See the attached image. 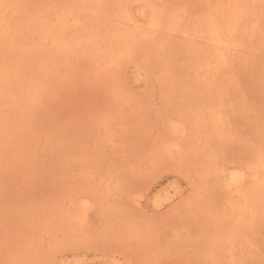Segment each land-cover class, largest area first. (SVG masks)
I'll return each mask as SVG.
<instances>
[{"label":"rangeland","instance_id":"rangeland-1","mask_svg":"<svg viewBox=\"0 0 264 264\" xmlns=\"http://www.w3.org/2000/svg\"><path fill=\"white\" fill-rule=\"evenodd\" d=\"M222 1L0 0V264H264V0Z\"/></svg>","mask_w":264,"mask_h":264},{"label":"bare ground","instance_id":"bare-ground-1","mask_svg":"<svg viewBox=\"0 0 264 264\" xmlns=\"http://www.w3.org/2000/svg\"><path fill=\"white\" fill-rule=\"evenodd\" d=\"M1 1H2V0H1ZM13 1H14V0H13ZM152 1H153V0H152ZM220 1H221V0H220ZM223 1H224V0H223ZM223 1H222V3H223ZM240 1H241V0H239V2H240ZM246 1H247V0H246ZM246 1H245V2H246ZM19 2H20V1H19ZM21 2H22V1H21ZM27 2H28V1H27ZM30 2H31V1H30ZM30 2H29V3H30ZM0 3H1V2H0ZM17 3H18V2H17ZM29 3H28V4H29ZM218 3H219V2H218ZM218 3H216V4L219 5L220 3H219V4H218ZM248 3H249V2H248ZM35 4H36V3H35ZM18 5H19V4H17V7H18ZM22 5H23L24 7H27L26 5H24V3H23ZM150 5H151V4H150ZM217 5H216V7H217ZM222 5H223V4H222ZM238 5H239V4H238ZM240 5H241V4H240ZM245 5H246V3H245ZM252 5H253V4H252ZM263 5H264V4H263ZM1 6H3V4L0 5V9L2 8ZM15 6H16V4H15ZM15 6H14V8H15ZM29 6H30V4H29ZM36 6H37V5H36ZM151 6H152V5H151ZM228 6H229V5H228ZM250 6H251V5H250ZM11 7H13V6H11ZM31 7H32V6H31ZM31 7H30V8H31ZM33 7H34V6H33ZM33 7H32V8H33ZM231 7H232V6H231ZM238 7H239V6H238ZM4 8H5V7H4ZM8 8H9V7H8ZM8 8H7V9H8ZM18 8L21 9L22 7L20 6V7H18ZM221 8H222V7H221ZM7 9H6V10H7ZM20 9H18V10H20ZM23 9L25 10L26 8H22V10H23ZM35 9H36V8H35ZM245 9H246V8H245ZM252 9H253V8H252ZM24 10H23V11H24ZM30 10H31V9H30ZM33 10H34V8H33ZM33 10H32V12H33ZM217 10H218V7H217ZM233 10H234V8H233ZM240 10H241V9H240ZM1 11H2V10H1ZM4 11H5V10H4ZM4 11H2V12L4 13ZM10 11H12V10L10 9ZM25 11H26V10H25ZM36 11H37V10H36ZM38 11H39V10H38ZM223 11H224V10H223ZM238 11H239V10H238ZM242 11H243V10H242ZM244 11H245V10H244ZM12 12H13V11H12ZM30 12H31V11H30ZM224 12H225V11H224ZM224 12H223V13H224ZM235 12H236V11H235ZM246 12H248V11H246ZM249 12H250V11H249ZM17 13H19V11H17ZM20 13H22V12H20ZM20 13H19V15H20ZM27 13H29V12L27 11ZM228 13H229V11H228ZM230 13H231V12H230ZM250 13H251V12H250ZM24 14H25V12L23 13V16H25ZM213 14H214V13H213ZM225 14H226V13H225ZM242 14H243V12H241V15H242ZM255 14H257V13H255ZM255 14H254V15H255ZM3 15H4V14H3ZM30 15H31V14H30ZM32 15H33V13H32ZM236 15H237V14H236ZM239 15H240V14H239ZM241 15H240V16H241ZM254 15H253V16H254ZM0 16H1V15H0ZM13 16H15V15H13ZM28 16H29V14H28ZM216 16H217V15H216ZM221 16L223 17V15H221ZM243 16H245V15H243ZM257 16H259V15H257ZM2 17H5V16H2ZM2 17H0V18H2ZM17 17H19V16L17 15L16 18H17ZM20 17H22V16H20ZM20 17H19V18H20ZM32 17H33V16H32ZM213 17H214V16H213ZM218 17H219V15H218ZM231 17H232V16H231ZM247 17H248V16H247ZM255 17H256V16H255ZM10 18H11V17H10ZM24 18H25V17H24ZM237 18H238V17H237ZM250 18H251V17H250ZM250 18L248 17V19H250ZM4 19L7 20L8 18H7V19L4 18ZM20 19H23V18H20ZM212 19H213V18H212ZM8 20H9V19H8ZM8 20H7V21H8ZM16 20H17V19H16ZM16 20L14 21L15 24L18 25V26H20L19 24H17ZM23 20H24V19H23ZM23 20H22V21H23ZM26 20H27V18H26ZM26 20H24V21H26ZM29 20L31 21V20H33V19H30V17H29V19H28L27 21H29ZM235 20H236V19H235ZM237 20H238V19H237ZM7 21H6V23H7ZM19 21H20V23H21V20H19ZM223 21H225V20H223ZM3 22H4V20H3ZM9 22H11V21L9 20ZM12 22H13V21H12ZM31 22H32V21H31ZM230 22H232V20H230ZM254 22H255V21H254ZM28 23L30 24V22H28ZM210 23H211V22H210ZM214 23H215V22H214ZM218 23H219V22H218ZM221 23H222V22H221ZM1 24H3V23L1 22ZM1 24H0V27H1ZM4 24H5V22H4ZM4 24L2 25V29H3V26H5ZM9 24H10V27L13 25V24H11V23H9ZM9 24H8V26H9ZM26 24H27V23H25L24 25H26ZM211 24H212V23H211ZM224 24H225V22H224ZM224 24H223V25H224ZM16 25H15V26H16ZM218 25H219V24H218ZM257 25H258V24H257ZM6 26H7V25H6ZM8 26H7V27H8ZM30 26H31V28H32V25H31V24H30ZM230 26H231V25H230ZM230 26H229V27H230ZM7 27H6V29H7ZM12 27H13V26H12ZM12 27H11V28H12ZM16 27H17V26H16ZM16 27H15V28H16ZM22 27H23V25H22ZM24 27H25V26H24ZM26 27H27V26H26ZM222 27H223V26H222ZM232 27H233V25H232ZM236 27H237V25H236ZM256 27H257V26H256ZM31 28H29V29H31ZM0 29H1V28H0ZM9 29H10V28H9ZM17 29H20V28H16V30H17ZM24 29H25V28L20 29V30H21V33H22V30H24ZM27 29H28V27H27ZM32 29H33V28H32ZM250 29L252 30V28H250ZM4 30H5V29H4ZM11 30H12V29H11ZM20 30H19V31H20ZM25 30H26V29H25ZM221 30H222V28H221ZM224 30H225V29H224ZM255 30H256V29H255ZM17 31H18V30H17ZM17 31H15V32H17ZM222 31H223V30H222ZM227 31H228V30H227ZM235 31H236V30H235ZM5 32H6V30H5ZM5 32H4V33H5ZM7 32H8V31H7ZM10 32H11V31L9 30L8 33H10ZM23 32H24V31H23ZM27 32L29 33V30H28ZM241 32H242V31H241ZM1 33H2V32H1ZM4 33H3V34H4ZM13 33H14V32H13ZM25 33H26V32H25ZM231 33H232V32H231ZM235 33H236V32H235ZM237 33H238V32H237ZM255 33H256V35H258L257 32H255ZM5 34H6V33H5ZM5 34H4V35H5ZM10 34H12V32H11ZM17 34H18V32H17ZM17 34L15 33V34H13V35H17ZM229 34H230V33H229ZM239 34H240V33H239ZM19 35H20V37H22V36H21L22 34L19 33ZM225 35H226V34H225ZM231 35H232V34H231ZM242 35H244V34H242ZM0 36H2V35H0ZM214 36H215V35H214ZM228 36H229V35H228ZM2 37H4V36H2ZM5 37H6V35H5ZM8 37H9V36H7V39H5V38H3V39H5V40H7L8 42H10L9 39H8ZM11 37L13 38V36H10V39H12ZM231 37H233V35H232ZM244 37H245V36H244ZM244 37H243V38H244ZM15 38H16V36L13 38L14 41H17V39L15 40ZM18 38H19V37H18ZM215 38H216V37H214V39H215ZM217 38H218V37H217ZM254 38H255V37H254ZM0 39L2 40V38H0ZM214 39H212V40H214ZM225 39H226V38H225ZM241 39H242V38H241ZM247 39H248V38H247ZM257 39H258V38H257ZM1 40H0V41H1ZM5 40H3V42H4ZM18 40H19V39H18ZM212 40H211V41H212ZM221 40H223V39H221ZM14 41H13V42H14ZM19 41H20V40H19ZM219 41H220V38L218 39V42H219ZM229 41H230V40H229ZM235 41H236V40H235ZM239 41H241V40H238V43H239ZM246 41H248V40H246ZM249 41H250V40H249ZM1 42H2V41H1ZM13 42H11V43H13ZM216 42H217V41H216ZM17 43H18V42H17ZM17 43H16V44H17ZM3 44H4V43H3ZM3 44H2V45H3ZM9 44H10V43H9ZM9 44H8V45H9ZM247 44H248V42H247ZM5 45H6V47H8L6 41H5ZM5 45H4V51H6V50H5ZM17 45H18V44H17ZM19 45H20V44H19ZM243 45H244V44H243ZM12 46H15V44L12 45ZM232 46H233V45H232ZM238 46H239V45H238ZM241 46H242V43H241ZM245 46H246V45H245ZM245 46H244V47H245ZM1 47H2V46H1ZM1 47H0V48H1ZM9 47H10V45H9ZM10 48H11V47H10ZM31 48H32V47H31ZM2 49H3V48H2ZM6 49H7V48H6ZM242 49H243V47H242ZM0 50H1V49H0ZM7 50H8V49H7ZM11 50H13V49H11ZM20 50H21V49H20ZM29 50H30V49H29ZM243 50H244V49H243ZM4 51H3V52H4ZM30 51L32 52V50H30ZM1 52H2V50H1ZM1 52H0V53H1ZM6 52H7V51H6ZM15 52L17 53V51L13 50V54H12L13 56H14V53H15ZM16 53H15V54H16ZM18 53H20V52L18 51ZM18 53H17V54H18ZM21 53H22V52H21ZM21 53H20L19 55H22ZM218 53H219V52H218ZM8 54H9V53H8ZM223 54H224V53H223ZM223 54H222V55H223ZM10 55H11V54H10ZM10 55H8L7 58L10 57ZM19 55H15V56H18V58H19ZM24 55H26V53H24ZM29 55H31V54L29 53ZM214 55H215V53H214ZM224 55H225V54H224ZM4 56H5V55H4ZM4 56H3V57H2V56L0 57V80L2 79V81H3V79H5L6 82L8 81V83H10V86H11V82H12V81L15 82V80L18 79V78H17V74H18V75H19V74H20V75L23 74V75H21V76H23V78H21L20 76H18V77H19L21 80L24 79V86H23V83H22L23 80H22V82L20 81V84L22 83V88L25 87V88H26L25 90H29V91H30V87L32 86V80H34V79H33L34 75H33V77H32V76H30V75L28 74V72H29L30 69L28 68V69H29V70H28V69H26V67H25V69L28 70L27 73H26L25 70H23V69H22L23 71L20 70L21 68H24V67H23L24 65H20L21 68L19 69V67H18V66H19V63H18V64H15V63H13V62H10V61H11V60H10L9 62H7L8 65H10V67H11L12 65L15 64V65L17 66V69L20 70V72H19V71H16L17 74H16V73L12 74L11 72H9L10 70H8V69H5V70H6V71H5V70L3 69V67L7 64V63L5 64V62L7 61V59H6ZM22 56H23V55H22ZM22 56H20V58H21ZM26 56H28V54H27ZM26 56H25V57H26ZM216 56H217V54H216ZM23 57H24V56H23ZM25 57H24V58H25ZM28 57H29V56H28ZM30 57H31V56H30ZM219 57H220V53H219ZM225 57H226V56H225ZM225 57H223V58H225ZM24 58H23V59L21 58V59H22L21 62L24 61ZM234 58H236L235 55H234V57H233L232 59H234ZM258 58H259V57H258ZM258 58H257V59H258ZM14 59L17 60L16 57H14ZM21 59H19L18 61H20ZM26 59H27V58H26ZM26 59H25V60H26ZM218 59H219V58H218ZM237 59H238V58H237ZM262 59H263V58H262ZM15 60H13V61H15ZM225 60H226V59H225ZM260 60H261V59H260ZM26 61H27V60H26ZM226 61H227V60H226ZM232 61H233V60H232ZM232 61H230V62H232ZM234 61H235V59H234ZM28 62H29V61H28ZM28 62H27V64H28ZM227 62H228V61H227ZM235 62L237 63L238 60L235 61ZM240 62L242 63L243 61L240 60ZM16 63H17V61H16ZM20 64H21V63H20ZM24 64H25V63H24ZM231 64H232V63H231ZM231 64H230V65H231ZM237 64H238V63H237ZM8 65H7V68H9ZM222 65H223V64H222ZM225 65H226V63H225ZM227 65H228V66H225V67H227V68L230 67L229 64H227ZM241 65H242V64H241ZM241 65H240V66H241ZM25 66H26V65H25ZM14 67H15V66H14ZM14 67H13V68H14ZM29 67H31V66L29 65ZM214 67H216V66H214ZM225 67H224V68H225ZM227 68H226V69H227ZM228 70H230V69H228ZM13 71H14V70H13ZM31 71L33 72V70H31ZM31 71H30V72H31ZM226 71H227V70H226ZM18 72H19V73H18ZM30 72H29V73H30ZM33 73H35V72H33ZM224 73H225V69H224ZM231 73H233V72L231 71ZM231 75H232V74H231ZM221 76H222V75H221ZM226 76L228 77L229 75H226ZM217 77H219V76H217ZM222 77H223V76H222ZM234 77H237V76L235 75ZM234 77H233V78H234ZM34 78H35V77H34ZM219 78H220V77H219ZM7 79H8V80H7ZM20 79H19V80H20ZM35 79H36V78H35ZM216 79H218V78H216ZM229 79H230V78H229ZM236 79H237V78H236ZM236 79H235V80H236ZM5 80H4V81H5ZM19 80H18V83H19ZM214 80H215V79H214ZM214 80H213V82H214ZM221 80H222V81L224 80V83H225V79H221ZM230 80H231V79H230ZM230 80H229L228 82H230ZM238 80L240 81L241 79H238ZM2 81H0V85H1V83L4 82V81H3V82H2ZM9 81H11V82H9ZM35 81H36V80H35ZM222 81H220V83H221ZM232 81H233V79H232ZM211 82H212V81H211ZM216 82H217V81H216ZM234 82H235V81H234ZM4 83H5V82H4ZM224 83H223V84H224ZM231 83H232V82H231ZM236 83H237V82H236ZM34 84H35V83H34ZM209 84H210V83H209ZM211 84H212V83H211ZM234 84H235V83H234ZM240 84H242V83L240 82ZM13 85H14L13 82H12V86H11V87H9V84H8V87H9L10 89H9L7 86H6L7 89L5 88V86H4V87L0 86V99H2V100H0V101H4V100L6 99V96H8V97L13 96V97H14L15 95H17L16 92L14 93V91H12V87H13V89H17V88L19 87V84L17 85L18 87L16 86V88H14L15 86H13ZM221 85H222V83H221ZM227 85H228V83H227ZM231 85H232V84H230V86H231ZM236 85H237V84H236ZM238 85H239V83H238ZM212 86H213V85H212ZM233 86H234V85H233ZM240 86H242V85H240ZM216 87H217V86H216ZM216 87H214V88H216ZM20 88H21V86H20ZM20 88H19V91L21 90L20 92L25 91L24 89H20ZM218 88H219V87H218ZM222 88H223V87H222ZM235 88H236V87H235ZM237 88H238V87H237ZM8 89H9V90H8ZM232 89H233V88H232ZM22 90H23V91H22ZM214 90H215V89H214ZM216 90H217V88H216ZM219 90H222V89H219ZM15 91H16V90H15ZM17 91H18V90H17ZM31 91L33 92V90H31ZM224 91H225V90H224ZM230 91H231V90H230V88H229V91H228V92H230ZM235 91H236V89H235ZM20 92H19L20 97H18L19 100H20L21 96L23 97L22 94H24V93L21 94ZM27 92H28V91H27ZM214 92H216V91H214ZM239 92H240V91H239ZM239 92L236 91V94H237V95H236V94H235V95H236L237 97H238V93H239ZM25 93H26V91H25ZM221 93H222V92H221ZM221 93L219 92V94H221ZM27 94H28V93H27ZM213 94H214V93H213ZM217 94H218V91H217ZM217 94H216V95H217ZM225 94H226V93H225ZM228 94H229V93H227V95H228ZM231 94L233 95V93H231ZM241 94H243V92H242ZM29 95L31 96L30 93H29ZM235 95H234V96H235ZM17 96H18V95H17ZM17 96H15L16 99H17ZM228 96H230V95H228ZM228 96H227V97H228ZM236 96H235V97H236ZM242 96H243V95H242ZM8 97H7V98H8ZM13 97H12V98H13ZM24 97H27V95L24 96ZM28 97H29V96H28ZM28 97H27V98H28ZM218 97H219V96H218ZM220 97H221V96H220ZM224 97H225V96H224ZM235 97H234V98H235ZM4 98H5V99H4ZM215 98H216V96H215ZM239 98H240V95H239ZM241 98H242V97H241ZM3 99H4V100H3ZM14 99H15V98H14ZM16 99H15V100H16ZM24 99H25V98H24ZM216 99H217V98H216ZM226 99H227V98H226ZM226 99H223V98H222V101H223V100H226ZM229 99H233V96H232V98H229ZM15 100H14V101H15ZM21 100H23V99L21 98ZM21 100H20V101H21ZM27 100H28V99H27ZM214 100H215V99H214ZM6 101H7V100H6ZM6 101H5V102H6ZM8 101H9V100H8ZM8 101H7V102H8ZM10 101H12V100L10 99ZM10 101H9V104L11 103ZM14 101H12V104L14 103ZM16 101L18 102V99H17ZM25 101H26V99H25ZM215 101H217V100H215ZM218 101H219V99H218ZM232 101H233V100H232ZM232 101H231V103H232ZM241 101H242V100H241ZM227 102H228V101H227ZM233 102H234V101H233ZM237 102H239V104H237V105L240 106V101L237 100L236 103H237ZM250 102H251V101H250ZM254 102H255V101H254ZM18 103H19V105H20V103H22V105H23L25 102L23 101V102H18ZM18 103H17V104H18ZM31 103H32V101H31ZM224 103H226V102H224ZM228 103H229V102H228ZM242 103H243V101L241 102V106H242ZM0 104H3V103L1 102ZM6 104H7V103H6ZM12 104H10V105H12ZM219 104H220V103H219ZM221 104H223V102H222ZM226 104H227V103H226ZM226 104H225V105H226ZM234 104H235V102H234ZM234 104L232 103V105H234ZM4 105H5V104H4ZM4 105H3V107H4ZM13 105H15V104H13ZM19 105H18V106H19ZM22 105H21V106H22ZM24 105H25V104H24ZM230 105H231V104H230ZM247 105H248V103H247ZM7 106H8V104H7ZM7 106H6V107H7ZM15 106H16V108H17V105H15ZM21 106H20V107H21ZM228 106H229V104H228ZM248 106H249V105H248ZM248 106H247V107H248ZM253 106H254V105H253ZM8 107H9V106H8ZM24 107H25V106H24ZM232 107H233V106H232ZM234 107L237 108L236 105H235ZM250 107H251V105H250ZM250 107H249V108H250ZM0 108H1V106H0ZM16 108H15V109H16ZM226 108H227V107H226ZM229 108H230V107H229ZM236 108H234V109L236 110ZM245 108H246V107H245ZM15 109H14V110H15ZM209 109H210V108H209ZM227 109H228V108H227ZM231 109H232V108H231ZM239 109H240V108H239ZM251 109H252V108H251ZM258 109H259V108H258ZM6 110H7V109H6ZM8 110H9V109H8ZM225 110H226V109H225ZM225 110H224V111H225ZM241 110H243V109H241ZM245 110L248 111L249 109L246 108ZM245 110H244V111H245ZM253 110H254V108H253ZM1 111H2V109H1ZM209 111H210V110H209ZM236 111H237V110H236ZM238 111H239V110H238ZM247 111H246V112H247ZM258 111H259V110H258ZM205 112H208V110H206ZM210 112L213 113V111H210ZM217 112H220V111H217ZM222 112H223V111H222ZM222 112H220V113L222 114ZM225 112H226V111H225ZM246 112H244V113H245L244 115H246ZM248 112H250V111H248ZM255 112H256V111H254V113H255ZM1 113H2V112H1ZM211 113H210V114H211ZM214 113H216V112L214 111ZM220 113H219V114H220ZM226 113H227V112H226ZM228 113H229V112H228ZM232 113H233V112H232ZM234 113H235V112H234ZM237 113H238V112H237ZM251 113H252V110H251ZM2 114H3V113H2ZM4 114H6V113H4ZM9 114H10V113H9ZM9 114H8V115H9ZM230 114H231V113H230ZM238 114H240V113H238ZM238 114H237V115H238ZM258 114H259V113H258ZM11 115H13V113H12ZM11 115H10V117H8L7 120H9V119L11 118ZM228 115H229V114H228ZM231 115H232V114H231ZM231 115H230V116H231ZM242 115H243V114H242ZM247 115H249V113H247ZM250 115H251V114H250ZM3 116H4V115H3ZM5 116H6V115H5ZM208 116H209V115H208ZM214 116H216V115L214 114L213 117H214ZM225 116H226V115H225ZM252 116H253V114H252ZM0 117H1V116H0ZM211 117H212V116H211ZM227 117H229V116H227ZM231 117H232V116H231ZM235 117H236V116H235ZM239 117H240V115H239ZM246 117H247V116H246ZM258 117H259V116H258ZM5 118H6V117H5ZM216 118H218V116H217ZM243 118H245V116H244ZM2 119H3V118H2ZM12 119H13V118H12ZM218 119H219V118H218ZM230 119H231V118H230ZM230 119H228V121H229V122L231 121V123L234 124L235 121L232 122V120H230ZM236 119H237V118H236ZM245 119H246V118H245ZM251 119H252V117H251ZM253 119H254V117H253ZM13 120H14V119H13ZM249 120H250V119H249ZM10 121H11V119H10ZM215 121L218 122V120H215ZM222 121H223V120H221V122H220V119H219V123H218V124H220V123L222 124ZM243 121H245V120H243ZM243 121H242V123H243ZM251 121H252V120H251ZM256 121H257V120L255 119V123H256ZM258 121H259V120H258ZM258 121H257V124H256L257 126L259 125V124H258ZM12 122H13V121H12ZM240 122H241V121H240ZM245 122H246V121H245ZM252 122L254 123V120H253ZM260 122H261V121H260ZM0 123H1V122H0ZM231 123H230V125H227V127H228V126H230V127L233 126V127H234V125H232ZM5 124H6V123H5ZM23 124H24V123H23ZM204 124H205V123H204ZM214 124H215V123H214ZM221 124H220V125H221ZM227 124H228V123H227ZM235 124H236L237 126H239V125L241 126V124H239V123H235ZM238 124H239V125H238ZM187 125H188V124H187ZM201 125H203V124H201ZM236 125H235V126H236ZM245 125H246V124H245ZM247 125H248V124H247ZM2 126H3V124H2ZM6 126H7V125H6ZM27 126H28V125H27ZM30 126H31V125H30ZM223 126H224V125H223ZM223 126H222V127H223ZM254 126H255V125H254ZM23 127H24V126H23ZM225 127H226V125H225ZM227 127H226V130H227ZM262 127H263V126H262ZM25 128H26V127H25ZM30 128H31V127H30ZM216 128H217V127H216ZM223 128H224V127H223ZM231 128H232V127H231ZM247 128H248V127H246V129H247ZM251 128H252V126H251ZM257 128H258V127H257ZM21 129H23V128H21ZM31 129H33V128H31ZM31 129H30V131H31ZM187 129H188V128H187ZM192 129H193V128H192ZM232 129H233V128H232ZM232 129H231V131H232ZM244 129H245V126H244ZM246 129H245V130H246ZM23 130H24V129H23ZM26 130H29V129H26ZM210 130H211V129H210ZM218 130H219V129H218ZM220 130H221V129H220ZM224 130H225V129H224ZM237 130H238V129H237ZM237 130H236V131H237ZM239 130H240V128H239ZM247 130H248V129H247ZM249 130H250V127H249ZM251 130H252V129H251ZM254 130L256 131V129H254ZM258 130H259V129H258ZM33 131H34V130H33ZM33 131H32V132H33ZM193 131H194V130H193ZM229 131H230V130H229ZM236 131H235V132H236ZM241 131H242V130H240V132H241ZM1 132H3L2 129H1ZM24 132H25V131H24ZM188 132H189V131H188ZM216 132L218 133V131H216ZM216 132H215V133H216ZM242 132H243V131H242ZM253 132H254V131H253ZM222 133H224V132H222ZM222 133H221V134H222ZM246 133L248 134V132H246ZM260 133H261V132H260ZM22 134H23V133H22ZM22 134H21V135H22ZM212 134H213V133H212ZM226 134H227V133L225 132V135H226ZM231 134H232V133H231ZM242 134H243V137H244V132H243ZM247 134H246V135H247ZM257 134H258V132H257ZM225 135H223V137H224ZM239 135H240V133H239ZM258 135H259V134H258ZM2 136H4V135H2ZM33 136H34V135H33ZM227 136L229 137V135H227ZM227 136H226V137H227ZM233 136H234V137H237V136H235V135H233ZM247 136H249V135H247ZM255 136L257 137V135H255ZM259 136H261V135H259ZM213 137H214V134H213ZM226 137H225V138H226ZM228 137H227V138H228ZM238 137H240V136H238ZM243 137H242V135H241L240 138H243ZM245 137H246V136H245ZM251 137H252V136H251ZM24 138H25V137H24ZM211 138H212V137H211ZM246 138H247V137H246ZM249 138H250V137H249ZM0 139H1V138H0ZM187 139H188V138H187ZM209 139H210V138H209ZM237 139L240 141L239 138H237ZM244 139H245V138H244ZM244 139H243V140H244ZM247 139H248V138H247ZM253 139H254V138H253ZM253 139H252V140H253ZM257 139H258V138H257ZM1 140H2V139H1ZM1 140H0V141H1ZM21 140H22V139H21ZM191 140H192V139H191ZM218 140H219V139H218ZM225 140H226V139H225ZM241 140H242V139H241ZM243 140H242V141H243ZM250 140H251V138H250ZM180 141H181V140H180ZM185 141H186V140H185ZM213 141H214V140H213ZM216 141H217V140H216ZM226 141H227V140H226ZM255 141H256V140H255ZM255 141H252V142H255ZM262 141H263V140H262ZM31 142H32V141H31ZM182 142H183V141H182ZM189 142H190V141H189ZM214 142H215V141H214ZM230 142H231V141H230ZM230 142H229V143H230ZM256 142H257V141H256ZM258 142H259V140H258ZM0 143H1V142H0ZM194 143H195V142H194ZM211 143H212V142H211ZM215 143H216V142H215ZM221 143H223V142H221ZM237 143H238V142H236V144H237ZM239 143L241 144V142H239ZM29 144H30V143H29ZM188 144H189V143H188ZM218 144H220V143H218ZM255 144H257V143H255ZM261 144H262V143H261ZM261 144L258 145V146H261ZM189 145H190V144H189ZM212 145H213V147H214V143H213ZM212 145H211V146H212ZM220 145H221V144H220ZM222 145L224 146V144H222ZM226 145H227V144H226ZM248 145H249V144H248ZM250 145L252 146V144H250ZM262 145H263V144H262ZM204 146H205V145H204ZM236 146L238 147V144H237ZM236 146H234V147H236ZM240 146H241V145H240ZM240 146H239V147H240ZM258 146H257V147H258ZM20 147H21V146H20ZM215 147H216V146H215ZM225 147H226V146H225ZM229 147H230V145H229ZM234 147H233V148H234ZM15 148H16V147H15ZM17 148H18V147H17ZM217 148H219V147H217ZM230 148H231V147H230ZM253 148H254V147H253ZM258 148H259V147H258ZM260 148H261V147H260ZM207 149H208V148H207ZM207 149H206V150H207ZM211 149H212V148H211ZM215 149H216V148H215ZM215 149H214V150H215ZM236 149H237V148H236ZM241 149H242V148H241ZM241 149H240V150H241ZM248 149H250V148H248ZM19 150H20V149H19ZM19 150H18V151H19ZM201 150H202V149H201ZM201 150H199V151H201ZM208 150H209V149H208ZM243 150L246 151V149H243ZM243 150H242V152H244ZM252 150H255V149H252ZM256 150H258V149H256ZM22 151H23V149H22ZM22 151H21V152H22ZM25 151H26V150H25ZM27 151H28V150H27ZM202 151H203V150H202ZM216 151L218 152V151H221V150H218V149H217ZM2 152H3V151H2ZM7 152H9V151H7ZM208 152H209V151H208ZM248 152H249V154H251L250 151H248ZM15 153H16V152H15ZM17 153H18V152H17ZM23 153H24V152H23ZM28 153H29V152H28ZM205 153H206V151H205ZM224 153H225V152H224ZM246 153H247V152H245V155H244V156H249L248 154L246 155ZM262 153H263V152H262ZM6 154H7V153H6ZM19 154H20V153H19ZM25 154H26V152H25ZM208 154H209V153H208ZM228 154H229V153H228ZM237 154H238V153H237ZM255 154H256V153H255ZM255 154H254V156H255ZM17 155H18V154H17ZM209 155H213V154H209ZM22 156H23V155H22ZM214 156H215V155H214ZM244 156H242V157H244ZM257 156H259V155H257ZM7 157H8V158H6V159H9V158H10V156H8V155H7ZM25 157H26V156H25ZM222 157H223V156H222ZM250 157L253 158V155H251ZM255 157H256V156H255ZM2 158H3V157H2ZM13 158H15V157H13ZM238 158H239V157H238ZM246 158H247V157H246ZM257 158H259V157H256L255 159H257ZM181 159H182V158H181ZM207 159H209V158H207ZM237 160H238V159H237ZM246 160H247V159H246ZM260 160H261V159H260ZM6 161H7V160H6ZM8 161H9V160H8ZM220 161H221V160H220ZM241 161H242V160H241ZM251 161H252V160H251ZM221 162H222V161H221ZM242 162H244V161H242ZM252 162H253V161H252ZM254 162H255V161H254ZM254 162H253L252 164H254ZM8 163H9V162H8ZM36 163H37V162H36ZM40 163H41V162H40ZM169 163H170V162H169ZM214 163H215V162H214ZM33 164H34V163H33ZM207 164H208V163H207ZM255 164H257V163H255ZM255 164H254V165H255ZM262 164H263V163H262ZM239 165H240V164H239ZM254 165H252V166H254ZM252 166H251V168H252ZM256 166H257V165H256ZM4 167H5V166H4ZM209 167H210V166H209ZM212 167H213V166H212ZM254 167H255V166H254ZM257 167H259V166H257ZM51 168H52V167H51ZM181 168H182V167H181ZM184 169H185V168H184ZM257 169H258V168H257ZM53 170H54V169H53ZM196 170H197V169H196ZM253 170H254V168H253ZM8 171H9V170H8ZM43 171H44V170H43ZM168 172H169V171H168ZM6 173H7V172H6ZM171 174H172V173H171ZM262 174H263V173H262ZM173 175H174V174H173ZM176 175H177V174H176ZM166 176H167V175H166ZM179 176H180V175H179ZM34 177H35V176H34ZM181 177H182V176H181ZM253 177H254V176H252V178H253ZM45 178H46V177H45ZM47 178H48V177H47ZM182 178H183V177H182ZM209 178H210V177H209ZM254 179H256V178H254ZM50 180H51V179H50ZM38 181H39V180H38ZM46 181H47V180H46ZM249 182H250V181H249ZM250 183H253V182L251 181ZM255 183H256V182H255ZM234 185H235V184H234ZM236 185H237V184H236ZM250 186H251V185H250ZM252 186H253V185H252ZM34 187H35V186H34ZM43 187H44V186H43ZM209 188H210V187H209ZM246 188H247V187H246ZM50 189H51V188H50ZM192 189H193V188H192ZM247 189H248V188H247ZM15 190H16V189H15ZM204 190H205V189H204ZM45 191H46V189H45ZM248 191H249V190H248ZM250 191H251V190H250ZM1 192H2V191H1ZM34 192H35V191H34ZM43 192H44V191H43ZM237 192H238V191H237ZM22 193H24V192H22ZM27 193H28V192H27ZM30 193H31V192H30ZM49 193H50V192H49ZM52 193H53V192H52ZM3 195H4V194H3ZM10 196H11V195H10ZM16 196H17V195H16ZM19 196H20V195H19ZM18 198H19V197H18ZM23 198H24V197H23ZM187 198H188V197H187ZM194 198H195V197H194ZM18 201H19V200H18ZM96 201H97V200H96ZM24 202H25V201H24ZM235 202H236V201H235ZM52 203H53V202H52ZM92 203H93V202H92ZM219 204H220V202H219ZM38 205H39V204H38ZM231 205H232V204H231ZM49 206H50V205H49ZM110 206H111V205H110ZM210 206H211V205H210ZM252 206H254V205H252ZM45 207H46V206H45ZM232 209H233V208H232ZM23 210H24V209H23ZM52 210H53V209H52ZM127 210H128V209H127ZM136 210H137V209H136ZM49 211H50V209H49ZM21 212H22V211H21ZM37 212H39V211H37ZM51 212H52V211H51ZM55 212H56V211H55ZM157 212H158V211H157ZM136 213H137V212H136ZM153 213H154V212H153ZM2 214H3V213H2ZM6 214H7V213H6ZM37 214H38V213H37ZM46 214H47V213H46ZM120 214H121V213H120ZM155 214H156V213H155ZM157 214H158V213H157ZM232 214H233V213H232ZM224 215H225V214H224ZM237 215H238V214H237ZM135 216H136V215H135ZM38 217H39V216H38ZM40 217H41V216H40ZM239 218H240V217H239ZM42 219H43V218H42ZM46 219H48V218H46ZM46 219H45L44 221H47ZM139 222H140V221H139ZM160 225H161V224H160ZM136 226H137V225H136ZM192 227H193V226H192ZM114 231H115V230H114ZM139 233H140V232H139ZM151 234H152V232H151ZM160 236H161V235H160ZM123 237H124V236H123ZM2 243H3V242H2ZM234 243H235V242H234ZM3 244H4V243H3ZM152 244H153V243H152ZM146 245H147V244H146ZM2 247H3V245H2ZM2 247H1V248H2ZM120 248H121V247H120ZM116 249H118V248H116ZM101 250H102V249H101ZM110 250H111V249H110ZM248 251H249V250H248ZM145 254H146V253H145ZM216 259H217V258H216Z\"/></svg>","mask_w":264,"mask_h":264}]
</instances>
